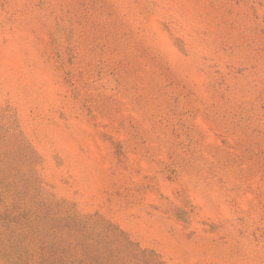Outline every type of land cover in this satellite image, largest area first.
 Listing matches in <instances>:
<instances>
[{
  "label": "rangeland",
  "instance_id": "obj_1",
  "mask_svg": "<svg viewBox=\"0 0 264 264\" xmlns=\"http://www.w3.org/2000/svg\"><path fill=\"white\" fill-rule=\"evenodd\" d=\"M0 264H264V0H0Z\"/></svg>",
  "mask_w": 264,
  "mask_h": 264
}]
</instances>
